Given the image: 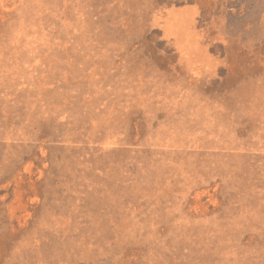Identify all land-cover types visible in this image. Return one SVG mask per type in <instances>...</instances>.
I'll return each instance as SVG.
<instances>
[{
	"label": "rangeland",
	"instance_id": "rangeland-1",
	"mask_svg": "<svg viewBox=\"0 0 264 264\" xmlns=\"http://www.w3.org/2000/svg\"><path fill=\"white\" fill-rule=\"evenodd\" d=\"M0 264H264V0H0Z\"/></svg>",
	"mask_w": 264,
	"mask_h": 264
}]
</instances>
